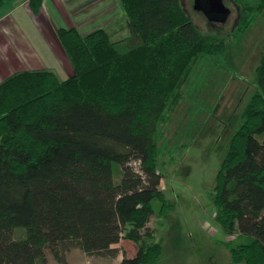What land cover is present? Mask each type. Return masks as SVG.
<instances>
[{
  "label": "trees",
  "instance_id": "obj_1",
  "mask_svg": "<svg viewBox=\"0 0 264 264\" xmlns=\"http://www.w3.org/2000/svg\"><path fill=\"white\" fill-rule=\"evenodd\" d=\"M43 1L30 0L32 10ZM119 1L133 28L128 38L102 27L58 30L73 75L28 69L0 81V264H50L52 244L63 264L73 247L114 259L123 239L138 249L121 264L161 263L164 241L148 224L174 202L160 164H173L176 144L191 141L172 131L175 114L195 115L230 36L236 44L264 17V0H233L239 19L229 37L202 31L182 0ZM241 120L211 197L233 237L232 264H264V54ZM114 163L123 167L119 183Z\"/></svg>",
  "mask_w": 264,
  "mask_h": 264
},
{
  "label": "rangeland",
  "instance_id": "obj_2",
  "mask_svg": "<svg viewBox=\"0 0 264 264\" xmlns=\"http://www.w3.org/2000/svg\"><path fill=\"white\" fill-rule=\"evenodd\" d=\"M224 2L230 9L225 21L211 19L196 9L195 0H182L202 31L229 37L238 22L239 7L233 0ZM120 13L117 21L107 28L116 40L133 34L130 19ZM230 38V50L220 65L221 70L212 69L207 85L197 96L195 115L189 117L182 111L175 114L172 131L177 128L181 138L191 141L185 147L182 142L176 144L179 151L175 153L173 164L169 163V157L168 163L161 160L160 169L164 173L161 187L174 205L166 218L154 216L148 224L156 229V239L164 241L165 251L160 264H232L226 242L233 237L216 221L217 208L211 196L222 159L241 124L242 111L256 91V71L264 54V17H260L236 44L235 36ZM5 70L6 67L1 65L0 81L4 79L3 75H9ZM59 73L66 77L64 70ZM132 165L140 171L138 161ZM123 175V167L114 163V181L119 183ZM158 206L155 202V207ZM116 246L122 251L114 259L89 255L79 247H73L67 253V264H121L124 254L134 255L138 249L128 239ZM58 249L57 244H52L48 250L50 264H63L53 255V250Z\"/></svg>",
  "mask_w": 264,
  "mask_h": 264
},
{
  "label": "crops",
  "instance_id": "obj_3",
  "mask_svg": "<svg viewBox=\"0 0 264 264\" xmlns=\"http://www.w3.org/2000/svg\"><path fill=\"white\" fill-rule=\"evenodd\" d=\"M120 12L124 13L119 0H44L39 12L32 10L30 0H5L0 11V66L4 65L9 75L50 69L68 78L75 69L58 30L75 26L88 34L97 28L107 29ZM59 70H64L66 77Z\"/></svg>",
  "mask_w": 264,
  "mask_h": 264
},
{
  "label": "water",
  "instance_id": "obj_4",
  "mask_svg": "<svg viewBox=\"0 0 264 264\" xmlns=\"http://www.w3.org/2000/svg\"><path fill=\"white\" fill-rule=\"evenodd\" d=\"M209 6H210V10L212 13H217V14L222 15V17H220V18H215V17H210V15L207 14L208 17L211 19L224 20L225 21L229 15V13H230V9L226 6L224 0H209ZM195 7L198 10L202 9L200 7V0H196Z\"/></svg>",
  "mask_w": 264,
  "mask_h": 264
},
{
  "label": "flooded vegetation",
  "instance_id": "obj_5",
  "mask_svg": "<svg viewBox=\"0 0 264 264\" xmlns=\"http://www.w3.org/2000/svg\"><path fill=\"white\" fill-rule=\"evenodd\" d=\"M195 5H196V0H195ZM200 7L202 9H200V11L204 12L206 15L209 14L210 17H215V18H220L222 17V15L217 14V13H212L210 10V6H209V0H200ZM213 14V15H212ZM208 16V15H207ZM228 18V17H227ZM226 18V19H227Z\"/></svg>",
  "mask_w": 264,
  "mask_h": 264
}]
</instances>
